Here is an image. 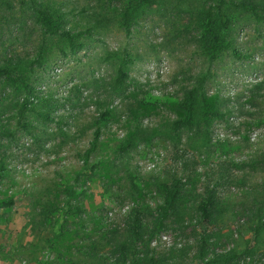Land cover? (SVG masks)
Returning a JSON list of instances; mask_svg holds the SVG:
<instances>
[{
  "label": "rangeland",
  "instance_id": "1",
  "mask_svg": "<svg viewBox=\"0 0 264 264\" xmlns=\"http://www.w3.org/2000/svg\"><path fill=\"white\" fill-rule=\"evenodd\" d=\"M234 1L256 12H235L230 47L212 61L200 14L218 0H0V70L13 78L0 77V203L15 201L0 207V264H115L136 210L138 250L161 264L196 263L204 229L195 208L217 163L231 164L234 181L206 230L209 257L235 251L240 264H264V229L254 238L255 217L264 224V0ZM36 7L85 31L81 48L46 36ZM124 61L129 78L118 86ZM28 89L53 121L30 111L27 131L17 110ZM190 92L194 120L179 125ZM177 151L194 156L195 177L180 214L160 225L159 186Z\"/></svg>",
  "mask_w": 264,
  "mask_h": 264
},
{
  "label": "trees",
  "instance_id": "2",
  "mask_svg": "<svg viewBox=\"0 0 264 264\" xmlns=\"http://www.w3.org/2000/svg\"><path fill=\"white\" fill-rule=\"evenodd\" d=\"M257 6L247 1H234V0H218L217 4L210 5L207 9H204L201 14V27L205 29V36L208 40L207 49L211 53V60L215 61L220 53L230 47V42L225 39V32L229 29L230 25L235 19V12L238 10H248L256 12ZM37 20L40 23L43 33L46 36H57L68 42L70 48L75 52L81 45L79 39L82 38L86 32H73L70 29H66L63 26L65 19V13L58 10L42 9L36 7ZM128 13L126 12V23L129 22ZM128 25V24H127ZM238 56L242 53L235 51ZM7 76L12 78L9 72L6 70H0V77ZM129 78L127 71V65L124 61L118 69L116 84L123 86L126 80ZM13 79V78H12ZM203 80V79H202ZM34 97V90L28 89L27 94L21 102L17 110L18 125L25 130H29V124L23 119L28 112L32 111L36 115L42 117L46 121H53L49 114H44L37 111L32 107V98ZM182 108L186 114L184 119L178 122L179 125H191L194 120V92H190L189 97L181 102ZM106 115V113H104ZM101 135V128L98 127L95 131L93 140L90 143V147L84 153V163L88 164L91 153H93L99 144ZM192 159L194 156H190L185 152H175V157L172 164L168 167L167 178L159 186V190L162 193L163 199L159 206L162 221L160 225H163L164 220L169 219L172 216L180 214L182 206L180 204L182 198L185 195L187 186L193 181L195 177L194 169L192 167ZM230 163H217L213 164L210 168L206 169L203 174V192L196 204V213L198 215V224L204 230L199 235L198 247L199 254L196 258V263L193 264H240V257L237 252L231 251L227 253H217L210 258L209 246L210 236L206 233V230L211 227L215 220L218 206L221 199H223L227 187L233 183L234 179L229 174ZM4 169V168H3ZM15 204L13 199L0 203V207H10ZM71 211V207L68 208ZM256 226L254 227V238L258 241L261 237V233L264 229L262 224V218L256 216ZM57 236L63 233V223H56ZM129 237L124 241H121L113 254L117 259L115 264H161L153 254L146 253L138 250L137 243L142 241L145 235L144 222L142 220L141 212L135 211V214L129 222ZM117 253V254H116ZM93 258V257H92ZM94 259L98 257L94 256ZM104 261V259H102ZM108 261V258H105Z\"/></svg>",
  "mask_w": 264,
  "mask_h": 264
}]
</instances>
